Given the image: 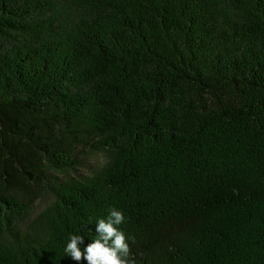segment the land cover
Masks as SVG:
<instances>
[{
    "label": "trees",
    "instance_id": "16d2710c",
    "mask_svg": "<svg viewBox=\"0 0 264 264\" xmlns=\"http://www.w3.org/2000/svg\"><path fill=\"white\" fill-rule=\"evenodd\" d=\"M113 209L131 264H264V0H0V264Z\"/></svg>",
    "mask_w": 264,
    "mask_h": 264
},
{
    "label": "clouds",
    "instance_id": "9594fccd",
    "mask_svg": "<svg viewBox=\"0 0 264 264\" xmlns=\"http://www.w3.org/2000/svg\"><path fill=\"white\" fill-rule=\"evenodd\" d=\"M124 221L123 213L113 209L107 219H99L95 232L98 238L88 243L83 250L82 235L71 236L66 245L65 253L74 261L86 260L87 264H131L130 246L125 234L117 226Z\"/></svg>",
    "mask_w": 264,
    "mask_h": 264
},
{
    "label": "rangeland",
    "instance_id": "374dc122",
    "mask_svg": "<svg viewBox=\"0 0 264 264\" xmlns=\"http://www.w3.org/2000/svg\"><path fill=\"white\" fill-rule=\"evenodd\" d=\"M104 161L105 157L101 153L89 154L81 160L80 166L74 172H69L67 174L77 177H87L97 170L104 163ZM50 201L51 197L46 194L38 199L31 208L30 216L36 215L39 211L45 208Z\"/></svg>",
    "mask_w": 264,
    "mask_h": 264
}]
</instances>
